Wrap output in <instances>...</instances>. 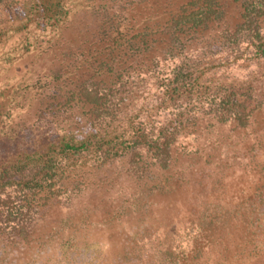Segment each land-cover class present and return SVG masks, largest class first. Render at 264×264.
<instances>
[{
    "label": "rangeland",
    "instance_id": "obj_1",
    "mask_svg": "<svg viewBox=\"0 0 264 264\" xmlns=\"http://www.w3.org/2000/svg\"><path fill=\"white\" fill-rule=\"evenodd\" d=\"M191 1L0 0V169L54 167L2 182L0 264H264V16L233 35L241 0H216L223 18L175 31ZM96 90L124 99L106 115Z\"/></svg>",
    "mask_w": 264,
    "mask_h": 264
},
{
    "label": "trees",
    "instance_id": "obj_2",
    "mask_svg": "<svg viewBox=\"0 0 264 264\" xmlns=\"http://www.w3.org/2000/svg\"><path fill=\"white\" fill-rule=\"evenodd\" d=\"M241 4L243 7L242 17L244 21L238 26V29L233 33V35L237 34V31H239V29L241 30L245 26L252 28L257 22V19L264 16V0H241ZM224 15V10L221 8V4L218 1L194 0L182 8V12L172 20L171 27H174L175 31L183 30L185 25H189V28L202 27L205 26L208 21L212 19H221ZM175 38L180 39L178 35L175 36ZM187 78L188 74L186 73L185 75H178L175 79H169V88H171V91L175 92L183 89L186 86ZM235 94L236 93L234 91H229L221 97L218 107V110H220L222 114L220 120L226 121L234 111H236V117H240L238 108H241L244 105L242 106V104H238ZM83 96L87 102L94 104L95 109L98 108V106H105L102 108V112H106V115L112 114V112L118 108L116 105L124 99L120 97L117 101H115V98H117L116 94L109 97L107 95L99 94L97 90L94 93H84ZM177 119L178 118L174 119V121L170 123V126L175 124V130L179 124V120ZM175 133L176 131L172 132L169 131V128H164L154 141V144L157 147L154 157L159 158L164 166L166 165L164 162L168 160L169 156L168 147L175 141ZM149 135L150 134L148 132H145V129L140 128L138 132L135 133L132 142L134 144H141ZM94 136L96 137V134ZM150 137V140L154 138L151 135ZM78 144L85 147L87 143L84 141H81V143H71L70 141H65L63 139L60 145L62 149H73L77 148ZM107 150L105 153L108 152ZM48 154V151H42L40 156H37L34 159H30V156H28L29 159H20L17 162H11L9 165H2V168L0 169V188L2 182L3 185L18 184L19 186L25 187L31 180H35L37 184L46 180L49 172L54 168L52 165V159L48 156ZM29 166L30 170L27 169ZM27 171H29L28 174L30 175L25 174Z\"/></svg>",
    "mask_w": 264,
    "mask_h": 264
}]
</instances>
